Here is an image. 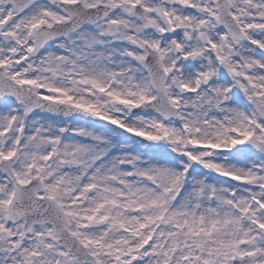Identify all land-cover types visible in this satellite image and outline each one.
Here are the masks:
<instances>
[{"label":"snow or ice","instance_id":"obj_1","mask_svg":"<svg viewBox=\"0 0 264 264\" xmlns=\"http://www.w3.org/2000/svg\"><path fill=\"white\" fill-rule=\"evenodd\" d=\"M0 264H264V0H0Z\"/></svg>","mask_w":264,"mask_h":264}]
</instances>
